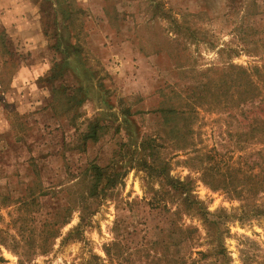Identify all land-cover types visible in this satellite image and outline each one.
I'll use <instances>...</instances> for the list:
<instances>
[{"label": "rangeland", "instance_id": "obj_1", "mask_svg": "<svg viewBox=\"0 0 264 264\" xmlns=\"http://www.w3.org/2000/svg\"><path fill=\"white\" fill-rule=\"evenodd\" d=\"M36 1L38 42L0 24V264H264V0Z\"/></svg>", "mask_w": 264, "mask_h": 264}, {"label": "trees", "instance_id": "obj_2", "mask_svg": "<svg viewBox=\"0 0 264 264\" xmlns=\"http://www.w3.org/2000/svg\"><path fill=\"white\" fill-rule=\"evenodd\" d=\"M64 51L65 50H63V53H64ZM232 67H234V66H232ZM240 72L242 74H244L246 77H249L247 75V72L244 69H240ZM249 83H250V86H254L251 81H248V84ZM200 93H202V91ZM200 93H198V94H200ZM80 101L82 102L81 99H80ZM243 101L247 102L250 100L244 99ZM187 103H189L188 100H187ZM157 112L160 113V117L163 119L165 132L168 135V137L170 136V139H172V140L178 139L180 131L178 128L172 127V123H171V120L173 119L172 116H174L176 114L175 110L169 108V109L159 110ZM180 115L184 116L185 112H180ZM181 120H183V124L185 126H187V119L182 118ZM95 124H97V123H95ZM97 133H98L97 132V126H95V128H93L90 133H88L84 136V139L85 140L90 139L92 141H97V139H98ZM140 146L145 150L147 149L146 144L141 143ZM143 167L146 170L150 167V165L144 161ZM153 169L158 172V177L160 178V183L162 186V190L158 193V195H155V197L152 199V202L155 203L154 205L151 204L153 209L159 210L161 212H168L167 206L163 202V200H168L169 196L176 193V194H178V198L181 200L182 205L184 207H186V209H189L191 207V205L194 204V205H196L195 213L199 212L202 215H203V213H205V212H203L201 204H199V202L193 201V197H191V194H190L189 189H188L189 181L179 182L175 179L169 178L168 176H166L165 167H161V168L155 167ZM106 171H107L106 169L100 168L97 165H91L87 169V173H90L89 181L88 182H86L85 180L81 181V182L88 183L87 190H86V196H87L86 200L96 198V197H98L100 192H103L106 189L114 186V176H112V177L106 176ZM227 183H228L227 184L228 189L229 188H232L233 190L236 189L237 186H235V185L237 184V182L235 179L229 178L227 180ZM184 194H185V196H183ZM43 195H45V194H42V196ZM31 199H34V198H31ZM86 200H84V202H86ZM30 203L35 204L34 201L30 202ZM24 205L25 206L29 205V202L27 203V201H24ZM68 210L69 209H67L66 211H68ZM54 223H56V222H54ZM56 224H58V222ZM168 224L172 225L174 228V225L172 222L168 221ZM53 226L54 225L52 224V227ZM179 231H181V229H179ZM55 236L56 235H54L52 237H55ZM164 248L166 249V247H164ZM198 254L203 255L201 253H198ZM0 260H1V258H0ZM19 264H23V262L20 260Z\"/></svg>", "mask_w": 264, "mask_h": 264}, {"label": "crops", "instance_id": "obj_3", "mask_svg": "<svg viewBox=\"0 0 264 264\" xmlns=\"http://www.w3.org/2000/svg\"><path fill=\"white\" fill-rule=\"evenodd\" d=\"M40 5L36 0H0V24L5 33L24 43L33 42L34 38L38 42L39 36H42L37 23L41 20L40 14L42 15ZM25 74L26 70H21L17 79L22 80Z\"/></svg>", "mask_w": 264, "mask_h": 264}]
</instances>
